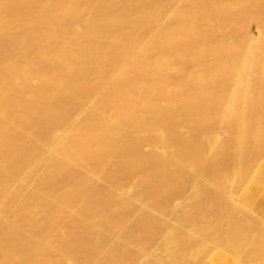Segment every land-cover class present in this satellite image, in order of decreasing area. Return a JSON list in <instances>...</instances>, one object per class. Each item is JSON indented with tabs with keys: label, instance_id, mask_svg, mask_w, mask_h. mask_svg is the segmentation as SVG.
Returning a JSON list of instances; mask_svg holds the SVG:
<instances>
[{
	"label": "bare ground",
	"instance_id": "6f19581e",
	"mask_svg": "<svg viewBox=\"0 0 264 264\" xmlns=\"http://www.w3.org/2000/svg\"><path fill=\"white\" fill-rule=\"evenodd\" d=\"M0 264H264V0H0Z\"/></svg>",
	"mask_w": 264,
	"mask_h": 264
},
{
	"label": "rangeland",
	"instance_id": "374dc122",
	"mask_svg": "<svg viewBox=\"0 0 264 264\" xmlns=\"http://www.w3.org/2000/svg\"><path fill=\"white\" fill-rule=\"evenodd\" d=\"M163 257H165V256H163Z\"/></svg>",
	"mask_w": 264,
	"mask_h": 264
}]
</instances>
